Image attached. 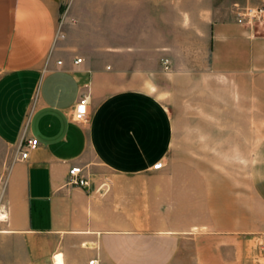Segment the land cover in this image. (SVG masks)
<instances>
[{
    "label": "crops",
    "instance_id": "obj_1",
    "mask_svg": "<svg viewBox=\"0 0 264 264\" xmlns=\"http://www.w3.org/2000/svg\"><path fill=\"white\" fill-rule=\"evenodd\" d=\"M263 2L0 0V264H186L202 235L243 264L246 218H214L230 188L198 183V159H250L264 207V25L235 21ZM23 134L37 145L18 159Z\"/></svg>",
    "mask_w": 264,
    "mask_h": 264
},
{
    "label": "rangeland",
    "instance_id": "obj_2",
    "mask_svg": "<svg viewBox=\"0 0 264 264\" xmlns=\"http://www.w3.org/2000/svg\"><path fill=\"white\" fill-rule=\"evenodd\" d=\"M187 166H189V158H184ZM199 174L197 178L198 183H214L219 185L221 183H227L229 190V199L224 201L222 204L221 200L215 201V205L212 208L214 211V218H222V213L224 218H246L245 229L241 227V230H245V247L243 248V264H264V231L257 232V226L254 227L253 220L256 218L257 213H262L264 215V207L260 205L255 199L251 190V179L249 175L250 159L248 158H199ZM183 179L185 182H189L192 177L189 174V169ZM172 174L170 172L166 173V181L171 182ZM157 182V175L154 179ZM222 191L215 190V194L221 195ZM226 195V193L224 192ZM204 203V202H203ZM151 209H158L157 205L151 204ZM167 212L170 210H176V216L181 218H188L189 207L181 206H163ZM207 208L199 206L198 208V218H206ZM235 230H237L236 223ZM259 230V229H258ZM243 235V236H244ZM207 240L204 235L198 238L197 247L194 248L193 244L190 246L187 243L183 246V257L187 259L192 258L191 263L186 262V264H222L221 258L223 255V249L221 246V237L214 238V248L209 249L207 247ZM209 246V245H208ZM196 253V254H195ZM207 253H213L211 261V256L208 255V260L206 259ZM225 253L230 256V262L237 264V249L230 248L225 250ZM210 262V263H209Z\"/></svg>",
    "mask_w": 264,
    "mask_h": 264
},
{
    "label": "built area",
    "instance_id": "obj_3",
    "mask_svg": "<svg viewBox=\"0 0 264 264\" xmlns=\"http://www.w3.org/2000/svg\"><path fill=\"white\" fill-rule=\"evenodd\" d=\"M237 24L243 25L248 28L249 32L253 34L256 29L264 25V2L258 6L245 5L236 9ZM62 19L59 22V26ZM80 61V58H76L74 62ZM60 63V61H58ZM35 100V96H34ZM89 100L88 92H82L79 95L72 111L71 118L77 122H84L87 120V103ZM37 145V139L33 137H27L24 134L20 142L17 144L18 159H25L31 149ZM162 162H156L155 167H160ZM68 182L77 185H86L87 179L81 175L80 166H72L68 171ZM55 264H62L60 261L55 260ZM87 264H100L97 258H91L87 261Z\"/></svg>",
    "mask_w": 264,
    "mask_h": 264
}]
</instances>
